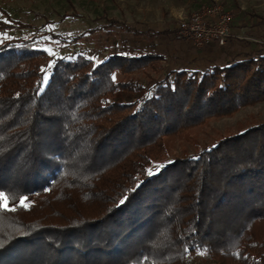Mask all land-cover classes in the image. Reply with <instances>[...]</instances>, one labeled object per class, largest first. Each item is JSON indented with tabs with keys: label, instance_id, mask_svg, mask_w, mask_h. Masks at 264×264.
Here are the masks:
<instances>
[{
	"label": "trees",
	"instance_id": "16d2710c",
	"mask_svg": "<svg viewBox=\"0 0 264 264\" xmlns=\"http://www.w3.org/2000/svg\"><path fill=\"white\" fill-rule=\"evenodd\" d=\"M125 31L149 47L51 64L37 37L0 43V264H264V122L157 163L168 137L264 101V37L153 85L132 75L162 70L169 31Z\"/></svg>",
	"mask_w": 264,
	"mask_h": 264
},
{
	"label": "rangeland",
	"instance_id": "374dc122",
	"mask_svg": "<svg viewBox=\"0 0 264 264\" xmlns=\"http://www.w3.org/2000/svg\"><path fill=\"white\" fill-rule=\"evenodd\" d=\"M216 3L234 14L233 27L243 28L240 33L242 39L254 42L264 37V0H0V19H15L27 24V27L12 30L0 28V43L11 38L37 37L42 47L52 55L53 61L62 56L74 58L80 49L95 54V58L100 60L117 49L122 52L134 48L141 51L149 47L145 36L133 35L125 31V26L139 31L150 26L152 30L170 25L175 28L183 17ZM111 20H116L115 26L110 23ZM54 34L83 37L77 42L62 43L53 37ZM233 37L236 38L235 33ZM116 39L120 42L119 48H113L117 45H114ZM180 40L182 38L172 40L167 35L159 36L157 47L153 48L168 57L161 62L162 70L154 71L149 67L132 77L154 85V80L160 83L164 79L172 64H187L185 59L182 61V51L178 46ZM107 47H110L109 50ZM46 75L48 81L50 72ZM119 77L123 75L119 74ZM137 95L120 93L117 100L132 101ZM263 122L264 101L243 107L233 115L211 119L180 136L168 137L165 151L158 157L157 163L185 153L193 154L199 145H214L227 135ZM190 264L211 262L203 252H195L191 254Z\"/></svg>",
	"mask_w": 264,
	"mask_h": 264
},
{
	"label": "built area",
	"instance_id": "2783aa9c",
	"mask_svg": "<svg viewBox=\"0 0 264 264\" xmlns=\"http://www.w3.org/2000/svg\"><path fill=\"white\" fill-rule=\"evenodd\" d=\"M233 23L234 14L216 3L183 17L177 25V32L200 48L213 43L224 46L234 36Z\"/></svg>",
	"mask_w": 264,
	"mask_h": 264
},
{
	"label": "crops",
	"instance_id": "0c3cea01",
	"mask_svg": "<svg viewBox=\"0 0 264 264\" xmlns=\"http://www.w3.org/2000/svg\"><path fill=\"white\" fill-rule=\"evenodd\" d=\"M151 28V26L149 27ZM149 28L145 27L142 30L147 31ZM176 28V29H175ZM173 28L172 25L166 27V28H157V31H166L168 30L169 33L166 34L169 36L172 40H176L178 38H182L178 35L177 32V26ZM153 29V28H152ZM150 29V30H152ZM233 33L236 34V38H232L233 41H236L231 45V47L223 48V47H218L216 45H207L203 48L197 47L191 40L184 39L179 41V49H181L182 53V61L185 59L187 64L185 66L194 68V69H205L209 65L214 64V62H222L225 61L229 58V54L235 52H238L237 45L238 47L246 46L247 44L245 42L239 41V39H242L243 36H241V32L243 31V28H237V26L233 27ZM239 31V32H237ZM158 36H155L154 38L157 39ZM159 39V37H158ZM237 43V45H236ZM246 49V48H245ZM243 50V49H242ZM240 51V50H239ZM180 63V62H179ZM184 66V63H180L177 65H171L170 69L177 68L179 66Z\"/></svg>",
	"mask_w": 264,
	"mask_h": 264
},
{
	"label": "snow or ice",
	"instance_id": "6c2138e0",
	"mask_svg": "<svg viewBox=\"0 0 264 264\" xmlns=\"http://www.w3.org/2000/svg\"><path fill=\"white\" fill-rule=\"evenodd\" d=\"M9 23H10V21H9ZM55 62L53 61V64H54ZM52 65H49V67H51ZM42 71H44V69H42ZM113 80H115V76L113 75ZM47 82V75L45 76V78H44V80L41 82V89H40V91H43V84H45ZM215 147V146H214ZM149 174L151 175V174H153L152 172H151V170H149ZM4 198V193H2V192H0V199H3ZM25 199L26 198H22L21 199V206L22 207H28V205L25 203ZM124 201L122 200L121 201V203H123ZM0 207H4V208H7V203L6 202H4V203H0ZM0 246H2V244H0Z\"/></svg>",
	"mask_w": 264,
	"mask_h": 264
}]
</instances>
